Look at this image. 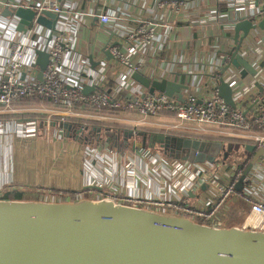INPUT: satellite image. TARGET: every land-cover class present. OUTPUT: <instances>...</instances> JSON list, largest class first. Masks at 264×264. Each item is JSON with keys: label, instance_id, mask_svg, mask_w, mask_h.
<instances>
[{"label": "built area", "instance_id": "1", "mask_svg": "<svg viewBox=\"0 0 264 264\" xmlns=\"http://www.w3.org/2000/svg\"><path fill=\"white\" fill-rule=\"evenodd\" d=\"M195 2L200 5V0H0V12L25 8L36 16L49 12L57 18L54 31L32 23L24 32H17L18 18L0 15V116L27 114L29 109L43 116L38 120H0V135L10 130L20 144L27 145L26 149H13L11 161L35 164L46 188L71 190L74 143L91 138L85 126L70 120L127 125L130 122L120 119L124 115H133L138 127L152 126L136 131L245 139L264 149V26L259 27L264 23V0H259L258 6L255 0H215V10L203 9L207 20L220 22L217 38L207 49H203L205 40L197 39L188 26L190 5L194 7ZM242 22L251 23L253 28L246 34L239 32L236 41L235 25ZM91 23L94 26L89 33L105 41H95L88 53L81 52L78 33ZM181 27L186 43L182 61L170 56ZM36 51L49 56L42 81L36 79ZM235 55L246 61L255 75L234 67ZM90 57L96 64L94 69ZM134 72L154 81L186 86L181 91L182 101L147 93L132 80ZM108 81L113 83L110 88ZM220 82L231 89L234 108L219 96ZM85 88L91 91L83 94ZM149 119L159 122L150 123ZM64 122L75 125L77 136L74 131L70 132L72 137L59 135L65 133L58 127ZM139 155L153 168L150 180L162 178L180 191L177 198L142 197L117 190L95 194L81 187L75 190V200H111L220 227L226 224L228 203L235 199L248 208L241 227L264 232V199L252 185L259 169L264 170V159L244 175L243 169H228L220 160L200 165L167 162L155 151ZM82 157L84 164H90L100 175L115 165L110 154L98 147L85 148ZM189 195L196 203L187 202Z\"/></svg>", "mask_w": 264, "mask_h": 264}, {"label": "water", "instance_id": "2", "mask_svg": "<svg viewBox=\"0 0 264 264\" xmlns=\"http://www.w3.org/2000/svg\"><path fill=\"white\" fill-rule=\"evenodd\" d=\"M255 2L258 6L259 0ZM0 15L4 19L18 18L17 32H24L32 23L54 31L57 21L49 12L36 16L33 10L25 8H4ZM263 26L260 22L259 27ZM251 28V23H237L235 40L239 32L246 34ZM105 55L107 59L111 58L109 53ZM48 58L47 54L36 51L38 81L43 79ZM89 59L94 69L96 64L92 63V57ZM232 64L255 75L250 65L237 55ZM131 78L147 93H162L177 102L182 101L181 91L187 89L171 81L151 80L138 72ZM89 91L88 88L82 90L83 94ZM218 94L227 105L235 107L232 91L226 84L220 82ZM58 127L65 129V133L59 132V135L72 137L70 132L74 131L75 125L64 122ZM92 130L106 146L114 139H122L133 153L155 151L168 160L190 164L212 165L225 153L232 149L239 151L242 147L252 155L249 162L245 156L240 164V167L248 164L244 175L264 159V149L250 144H236L233 148L223 141L161 132L129 130L120 135L102 128ZM78 131H74L75 136ZM0 264H264V232L244 229L241 224L213 227L187 217L161 214L105 199H0Z\"/></svg>", "mask_w": 264, "mask_h": 264}, {"label": "crops", "instance_id": "3", "mask_svg": "<svg viewBox=\"0 0 264 264\" xmlns=\"http://www.w3.org/2000/svg\"><path fill=\"white\" fill-rule=\"evenodd\" d=\"M146 1L151 2L153 0H146ZM196 3L197 2H195L194 7H192L193 4L190 5V7L192 8V13H190L187 18L188 26L190 27L191 31L193 28L192 34H194V36H197V39L205 40L203 44V49H207L208 43L214 42L217 38L220 22L207 20L209 16L205 12H203V9L215 10L216 9L215 0H200L199 6H197ZM90 6L91 5H89L88 7ZM138 12L143 15L142 10L141 11L138 10ZM182 18L185 17L183 16ZM93 26L94 25L91 23L90 27L83 28L78 33V37L80 39L81 52L86 51L88 53L90 51L89 45L95 41H103V42L105 41V38L98 37L89 33V30L93 29ZM181 29L182 27L178 29L179 32L175 39L176 42L173 44V46H171L172 52L170 54L171 58L179 59L180 61H182L185 58L184 50L186 48V43L184 42V37L182 36ZM192 53L193 51L191 50V54ZM40 117L42 118L43 116L40 115ZM121 117L126 119L128 122L135 123L133 115L120 116V119ZM148 121L150 123H158L159 119H149ZM108 146L106 145H104V147L98 146V148H101L105 153L110 154V157L115 162L114 168H112L111 171H107L106 174L100 175L97 169L94 168L91 169L90 164L88 163L84 164V162H82V165L80 166V169H78L77 173L74 172L75 178L71 189L74 188V190H79L82 187V189L94 192L95 194L96 193L112 194L115 193L114 190H117L121 192L133 193L134 195H138L142 197L147 195H151V196L163 195L170 198H177L179 196L180 191L175 189L173 186L166 184L162 178H155L153 181L150 180L151 174L153 172V168L148 167V169L141 176V178H138V176H136L130 168L121 167L118 164V160H116L115 158H118L117 156H122L123 154L115 153ZM22 147L23 146L20 145V143L16 140L15 136L11 133L10 130L5 129L4 133L0 135V199H25L24 195L18 192L19 190L18 184L25 182L30 187H34L35 185L37 187L38 184H41L40 182L41 172L35 164L30 162L11 161V153L14 150L20 149ZM128 153L136 158L140 157L139 154L136 155V153H133L132 151H128ZM170 161L171 160H168L167 162ZM259 173H260L259 176L257 175V177L253 179L252 185L254 186L257 195L260 198L264 199V170L259 169ZM17 175L20 178H22L21 182L16 180V177H18ZM130 185H133V188H131ZM90 187H100V188H90ZM11 193H13V197L9 196ZM52 197L55 196L51 195V198L45 200L40 199V200L41 201L64 200V199L61 200V199H57L56 197L55 198ZM187 202L194 204L196 203V199H193V197L189 195L187 198ZM232 206L234 207L241 206L246 211L248 210L247 205L244 202L237 201L234 199L228 203V207L226 208L227 212L229 213L232 212L231 211Z\"/></svg>", "mask_w": 264, "mask_h": 264}, {"label": "trees", "instance_id": "4", "mask_svg": "<svg viewBox=\"0 0 264 264\" xmlns=\"http://www.w3.org/2000/svg\"><path fill=\"white\" fill-rule=\"evenodd\" d=\"M113 83L108 81V87H112ZM27 117H29V119H34V120H38L41 119V117L37 114H30V115H5V116H0V120L5 119V120H24L27 119ZM55 120H60L58 118H56ZM73 123H76L78 125L81 126H85L88 131L89 134L88 137H90L91 139H88L87 142H84V139H81L80 142L78 143H74V145H78L80 144L83 147V150L85 148L91 147V146H100V147H104V140L97 138V132L92 130V128H102L105 129L106 131L113 133V134H117L123 132V131H129L130 129H127V127L124 124L121 123H110V122H97V121H85V120H70ZM154 130V129H153ZM152 130V131H153ZM159 131V130H157ZM172 135L174 136H185V137H194L197 139H203V140H218V141H223L226 143H229L232 145V147L234 148L233 145H249V144H254L253 141L251 140H245V139H230V138H221V137H215V136H195V135H188L185 133H178V132H174L172 133ZM79 147V146H78ZM111 150H113L115 153L118 154H124L125 152H128V147L126 146L125 142H122L121 140H117L114 139L112 140V142H110L109 146H108ZM247 156V161L249 162L252 155L248 154L245 152L244 148H240L239 151H236L234 149L231 150V152L229 153H225L223 155V157L220 159V163L222 165L227 166L228 169H243L245 170V166L244 167H240L241 162L243 161V157ZM33 188H37L40 191H47V193H51L52 195H54L57 199H64V200H68V201H72L75 200L74 197V193L75 190L74 188L71 190H61V189H49L46 188L44 186H42L41 184H38V186L36 187V185ZM12 192V191H11ZM44 193V192H42ZM9 195V194H8ZM42 195V194H40ZM58 195V196H57ZM59 195H61V197H59ZM10 197H13V193H11L9 195ZM25 199H32V200H38V198L40 199V196L33 194V193H27ZM52 197V198H55ZM231 213L227 212L225 213V218H226V224L229 225H240L241 221L243 220L245 214H246V210L241 207V206H232L231 207Z\"/></svg>", "mask_w": 264, "mask_h": 264}, {"label": "rangeland", "instance_id": "5", "mask_svg": "<svg viewBox=\"0 0 264 264\" xmlns=\"http://www.w3.org/2000/svg\"><path fill=\"white\" fill-rule=\"evenodd\" d=\"M30 107H33V105H30ZM30 114H36V113H33V111L29 109V111H27V114H22V116L30 115ZM125 126L127 127V129H130L131 131H136V128H141V130L152 129V126H150V125H144V126H139L138 127L133 122L127 123V125H125ZM149 132H151V131H149ZM201 136L205 137L207 135L203 134ZM20 145L23 146L22 147L23 149L27 148L26 144H20ZM238 150H240V148ZM72 152H73V171L75 173H77L78 169H80V166L82 165V162H83V160H82L83 159V157H82V155H83V147L80 144L74 145ZM127 153L128 152H125L122 156H117L118 158H115L116 160H118V164L121 167H123V168H130L132 171L136 172L138 175H143L146 172V170L148 169V167H149V161L148 160H143L140 157H139L140 159L136 158L134 156L128 155ZM158 154H160L164 158L163 154H161V153H158ZM258 176H259V174H258ZM16 180L21 182L22 178H20L18 176V177H16ZM40 182H41V177H40ZM18 185H19L18 192L23 194V195H26L27 193H30L28 191H31V192L32 191H40L37 188L31 189L32 187L27 185V183H25V182H23L21 184H18ZM40 192H44V193H40L42 195L36 194V193H33V194H36V195L40 196V199H42V200L51 198V195L47 194V191H40ZM24 197H26V196H24ZM50 201H52V200H50Z\"/></svg>", "mask_w": 264, "mask_h": 264}]
</instances>
